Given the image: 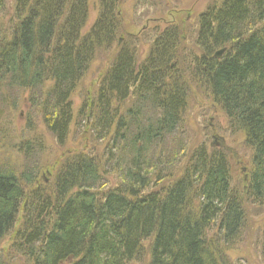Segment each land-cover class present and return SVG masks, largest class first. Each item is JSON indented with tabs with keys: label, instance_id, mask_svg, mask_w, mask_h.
<instances>
[{
	"label": "trees",
	"instance_id": "obj_1",
	"mask_svg": "<svg viewBox=\"0 0 264 264\" xmlns=\"http://www.w3.org/2000/svg\"><path fill=\"white\" fill-rule=\"evenodd\" d=\"M6 1L0 0V242L10 240L0 248V264H234L225 247L245 240L249 210L264 212V0L209 5L197 18L201 55L187 73L168 29L141 61L121 43L96 97L83 99L75 113L71 95L94 53L110 50L120 36L118 1H101L88 29L86 0H13L11 14ZM193 85L205 89L250 152L238 183L233 154L205 144L188 150L177 136ZM22 103L23 136L16 137L4 120ZM40 123L59 148L73 129L90 133L76 141L84 142L80 150L59 157L46 183L38 178V154L46 150ZM113 177L116 184L105 188Z\"/></svg>",
	"mask_w": 264,
	"mask_h": 264
},
{
	"label": "rangeland",
	"instance_id": "obj_2",
	"mask_svg": "<svg viewBox=\"0 0 264 264\" xmlns=\"http://www.w3.org/2000/svg\"><path fill=\"white\" fill-rule=\"evenodd\" d=\"M88 5V16L86 18L85 27L88 29L96 20L98 15L99 0H86ZM118 15V27L116 42L111 49H98L93 60L80 81L79 86L71 95L72 108L74 113L81 106L83 99L87 96L96 97L97 89L101 75L107 69L108 64L113 59L117 48L120 44H126V47H133L129 52L133 53L137 61H141L148 54V49L153 47L155 36L165 30H171L172 38L174 37L177 44L173 48L174 55L177 56V65L187 73L188 66H191L190 60L201 55V50L197 45V18L209 5L216 0H116ZM10 14L12 13L11 6L14 5L13 0H7ZM84 29V31L86 30ZM124 39V40H123ZM136 41V43L131 41ZM153 40V42H152ZM48 84H46L47 86ZM205 90V89H203ZM202 88H197L193 85L188 92V103L186 114L182 116L183 124L177 132L186 139L188 150L193 149L196 145L205 144L206 146L213 145L219 148L226 149L229 154H233V159L230 163L232 174L235 177V182L238 183L239 177L245 173V167L248 164L250 157L249 150L245 149L238 134H232L227 130V122L225 116L221 113L216 104L209 98L208 94ZM10 103L15 99L8 98ZM25 104H21L18 110L14 111L12 116L4 123L5 127L10 123L13 133L16 137H22V126L24 125ZM27 113V112H26ZM39 120V118L35 117ZM40 121V120H39ZM89 123V119L87 120ZM74 126V124H73ZM90 128V127H89ZM88 128V129H89ZM45 140L46 150L43 154H38V160L42 165V170L38 174L39 182L44 183L40 178L49 172L54 167L59 157L66 153V150L74 148L76 141L83 136L90 138L89 131L86 127L82 129H73L72 133L68 134L65 142V147H56L57 143L54 137L45 129L43 124L37 126ZM86 131L85 133L82 132ZM172 135V134H171ZM174 135V133H173ZM170 135L168 136V138ZM84 142L75 149L80 150ZM170 146V144H169ZM89 151V150H87ZM85 152V150H84ZM229 157V156H228ZM185 159L174 165L173 168L168 167L166 175H173L176 169L180 168ZM244 169V170H243ZM115 177V176H114ZM109 179L105 184V188L116 184L115 178ZM49 178V177H48ZM174 178V177H172ZM117 179V178H116ZM257 212V215H255ZM251 218L245 225L246 235L245 240L225 247L224 254L227 261L234 264H264V256L262 255L261 246L258 244L260 235L263 233L264 212L253 208L249 210ZM212 234V233H211ZM9 237H6L0 242V248L6 247L9 244ZM146 249V246H145ZM148 256L143 260L146 263ZM142 264V263H140Z\"/></svg>",
	"mask_w": 264,
	"mask_h": 264
},
{
	"label": "water",
	"instance_id": "obj_3",
	"mask_svg": "<svg viewBox=\"0 0 264 264\" xmlns=\"http://www.w3.org/2000/svg\"><path fill=\"white\" fill-rule=\"evenodd\" d=\"M224 50H225V48H222V49L216 51L215 54H214V56L215 57H219L224 52Z\"/></svg>",
	"mask_w": 264,
	"mask_h": 264
},
{
	"label": "flooded vegetation",
	"instance_id": "obj_4",
	"mask_svg": "<svg viewBox=\"0 0 264 264\" xmlns=\"http://www.w3.org/2000/svg\"><path fill=\"white\" fill-rule=\"evenodd\" d=\"M101 1H104V0H99L100 3H101ZM100 3H99V4H100ZM204 11H205V10H204ZM204 11H203L202 13H204ZM202 13L199 14L200 17H201V14H202ZM170 31H171V30H170ZM170 31H169V32H170ZM160 35H161V32L159 33V35L155 36L154 40H157V37L160 36ZM197 39H199L198 36H197ZM173 40H175L174 37H173ZM152 42H153V40H152Z\"/></svg>",
	"mask_w": 264,
	"mask_h": 264
},
{
	"label": "bare ground",
	"instance_id": "obj_5",
	"mask_svg": "<svg viewBox=\"0 0 264 264\" xmlns=\"http://www.w3.org/2000/svg\"><path fill=\"white\" fill-rule=\"evenodd\" d=\"M171 72H172V71H167V73H169V74H170Z\"/></svg>",
	"mask_w": 264,
	"mask_h": 264
}]
</instances>
